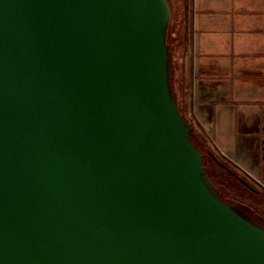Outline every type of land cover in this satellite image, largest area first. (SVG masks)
<instances>
[{"label": "water", "instance_id": "1", "mask_svg": "<svg viewBox=\"0 0 264 264\" xmlns=\"http://www.w3.org/2000/svg\"><path fill=\"white\" fill-rule=\"evenodd\" d=\"M171 13L0 0V264H264L172 94Z\"/></svg>", "mask_w": 264, "mask_h": 264}, {"label": "crops", "instance_id": "2", "mask_svg": "<svg viewBox=\"0 0 264 264\" xmlns=\"http://www.w3.org/2000/svg\"><path fill=\"white\" fill-rule=\"evenodd\" d=\"M187 39L196 130L264 189V0H190Z\"/></svg>", "mask_w": 264, "mask_h": 264}, {"label": "rangeland", "instance_id": "3", "mask_svg": "<svg viewBox=\"0 0 264 264\" xmlns=\"http://www.w3.org/2000/svg\"><path fill=\"white\" fill-rule=\"evenodd\" d=\"M169 2L172 8L168 38L170 41V50L172 55L173 68H174L173 87L175 90V95L178 98H180L181 97L180 82L182 80L181 78H182V63H183L182 58L186 52V49L184 52L185 45L183 43V35L185 36L186 34L187 36L190 0H169ZM187 45H188V39H187L186 48ZM178 104L180 106V110L184 113L187 108V105H183L181 101H179ZM198 143L199 146L203 147V144H201L199 141ZM215 154L221 161L229 164L230 166L234 167L236 170H239L237 167H235L232 163H230L228 160L223 158L217 152ZM204 166L207 170V173L210 174L209 176L211 177V179L214 182L216 181L215 182L216 184L237 194L243 192V195L246 196L248 200L258 202L261 204L262 207H264V197L258 196L256 193L252 191L244 190V188L240 185L237 179L231 177L226 169L216 165V163L212 161L208 156H204Z\"/></svg>", "mask_w": 264, "mask_h": 264}, {"label": "flooded vegetation", "instance_id": "4", "mask_svg": "<svg viewBox=\"0 0 264 264\" xmlns=\"http://www.w3.org/2000/svg\"><path fill=\"white\" fill-rule=\"evenodd\" d=\"M227 165L229 166V169L223 166L222 167L229 172L231 177L237 179V181L244 188V190L252 191L256 193L258 196L264 197V189L258 183H256L251 177H249L247 174L243 173L242 171L236 170L234 167L230 166L229 164ZM207 175L209 176L210 174L207 173ZM237 175H240L243 178H245L250 183L251 186L246 185L245 183L240 181L237 178ZM215 182L212 180L213 187L215 188L219 197L222 200L228 202L230 205L235 207L242 215H244L245 217L249 218L256 224L264 228V207H262L260 203L252 200H248V198L243 195V192L239 194L235 192H231L225 189L224 187L216 184Z\"/></svg>", "mask_w": 264, "mask_h": 264}, {"label": "trees", "instance_id": "5", "mask_svg": "<svg viewBox=\"0 0 264 264\" xmlns=\"http://www.w3.org/2000/svg\"><path fill=\"white\" fill-rule=\"evenodd\" d=\"M169 27H170V25H169ZM183 33H184V31H183ZM168 35H169V28H168V34H167V44H168V47H169V54H170V85H171V89H172V94H173V96L175 97V99L177 100L178 103H179V101H181L183 103V105H185V78H186L185 59H184L185 55H183V58H182L183 59V63H182V78H181L182 80L180 82V84H181L180 85L181 97L178 98L175 95V90H174V87H173L174 68H173L172 55H171V50H170V41H169ZM183 43L185 45V48H184V52H185L186 44H187V36H186V34H185V36L183 35ZM179 108H180V106H179ZM192 139H193L194 143L200 148V150L202 151L204 156H208L212 161H214L216 163V165H218L219 167H222L211 156L210 153L213 152L212 148L208 147L206 145V143L204 142V140H202V138L200 137L198 131L196 130V127H194V129L192 131ZM198 141L201 144H203V147L199 146Z\"/></svg>", "mask_w": 264, "mask_h": 264}, {"label": "built area", "instance_id": "6", "mask_svg": "<svg viewBox=\"0 0 264 264\" xmlns=\"http://www.w3.org/2000/svg\"><path fill=\"white\" fill-rule=\"evenodd\" d=\"M191 91H192V87H191ZM184 114L187 117V119L194 124L195 117H196V112H195V109H194V105L193 106H191V105L187 106Z\"/></svg>", "mask_w": 264, "mask_h": 264}]
</instances>
